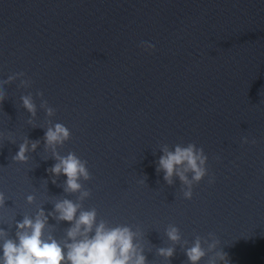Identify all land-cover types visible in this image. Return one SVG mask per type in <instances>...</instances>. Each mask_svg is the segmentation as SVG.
Listing matches in <instances>:
<instances>
[{
    "label": "clouds",
    "instance_id": "obj_1",
    "mask_svg": "<svg viewBox=\"0 0 264 264\" xmlns=\"http://www.w3.org/2000/svg\"><path fill=\"white\" fill-rule=\"evenodd\" d=\"M146 45L145 50H155V46L151 43L142 41L141 47ZM23 106L31 113H34L35 106L31 97L24 96L21 98ZM3 96L0 95V102ZM51 114V109L48 110ZM69 130L62 124H56L54 128H49L44 133L46 145L54 146L68 139ZM38 141L33 142L31 147L33 150L38 145ZM28 150L27 143L19 146L18 152L13 159L23 161L26 159L25 153ZM164 154L160 156L157 171L164 173V180L168 184H172L173 176H178L180 181L187 185L184 191V197L191 198L193 182L201 181L207 174L205 167L208 159L202 148H197L193 143H189L186 147L177 145L174 151L163 149ZM58 163L54 164L50 169L51 174H63L67 177L66 191H77L81 188L78 183L80 176L88 178V172L84 162H81L73 153L67 157L57 156ZM219 159V157H217ZM182 169V170H181ZM192 173L189 179L187 173ZM55 182V181H53ZM215 182V177L211 176L208 180L209 184ZM83 195H88L87 192ZM30 201L32 197L28 198ZM3 203V195L0 194V204ZM78 205L72 201L63 200L55 205V211L59 213L58 219L69 222L72 227L68 229L67 236L72 243H66L61 246L55 239L49 237L45 239L43 229L45 220L39 216L32 220L25 218L18 222L16 239H4L0 245V264H146V258L142 254H137L133 244V233L128 227H116L106 229L103 222L96 225L95 210L80 212L77 217ZM40 215H43L41 211ZM95 226V234L89 236ZM170 240L176 242L180 240L179 230L176 227H170L167 231ZM0 237H6L3 229H0ZM79 237V239H78ZM211 247V246H210ZM67 248V252H65ZM159 254L171 258L174 254L173 248H161ZM189 264H199V261L205 256V252L201 247L200 240L194 242L193 246L186 249L185 252ZM221 260L225 264H229L227 253H218ZM210 264H215L210 261Z\"/></svg>",
    "mask_w": 264,
    "mask_h": 264
}]
</instances>
